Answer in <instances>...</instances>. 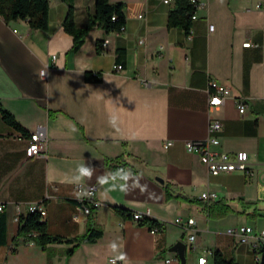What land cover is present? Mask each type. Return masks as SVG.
<instances>
[{
	"label": "crops",
	"instance_id": "0c3cea01",
	"mask_svg": "<svg viewBox=\"0 0 264 264\" xmlns=\"http://www.w3.org/2000/svg\"><path fill=\"white\" fill-rule=\"evenodd\" d=\"M200 1L206 7L197 10L186 34L181 27H168L175 1L109 0L123 6L124 31L107 33L94 26L78 50L62 26L63 0H49L47 31L32 29L26 20L6 23L0 16V101L27 131L22 136L0 114V213L6 217L0 264H179L169 251L179 240L186 244V264H198L199 257L215 264V253L234 264L260 263L264 14L255 6L264 7V0ZM94 5L95 0H74L77 27L87 25ZM247 42L256 46L243 47ZM119 49L125 52L123 64L116 62ZM115 65L122 69L114 70ZM44 67L46 78L40 76ZM87 72L99 74V80H85ZM210 82L231 93L212 111L206 94ZM236 99L247 105L243 116ZM210 118L222 124L212 150L246 152L251 175L240 170L211 175L199 156L186 150V141L206 138ZM37 131L46 134V151L26 159L27 139ZM120 156L137 171L124 182L111 178L106 168L108 159ZM79 184L96 186L101 206L90 219L103 230L99 240L67 256L70 244L42 249L19 235V218L35 203L45 211L49 234L82 235L88 217L73 220ZM166 184L171 185L168 200ZM205 191L216 193L213 202L227 203L230 211L209 217L200 199ZM112 207L131 215L122 218ZM147 211L162 227L159 236L132 218ZM176 218H193L194 231L175 225ZM242 227L251 229L243 234L246 242L242 234L228 233Z\"/></svg>",
	"mask_w": 264,
	"mask_h": 264
},
{
	"label": "trees",
	"instance_id": "16d2710c",
	"mask_svg": "<svg viewBox=\"0 0 264 264\" xmlns=\"http://www.w3.org/2000/svg\"><path fill=\"white\" fill-rule=\"evenodd\" d=\"M67 5V14L62 22L63 29L66 33L73 38V48L78 50L85 38L94 26L102 28L105 32L119 33L121 28L125 26V16L123 13L122 4L112 5L109 0H95L94 14L88 17V23L85 27L79 28L75 24V8L74 0H63ZM192 7L186 0H175V8L169 13L168 27H181L186 34H189L191 29L190 15ZM49 0H0V16L6 23L16 20H26L29 26L34 30L47 31L49 28ZM115 19L112 20V17ZM102 45L97 48V53L101 52ZM116 62L122 63L124 60V50H117ZM99 74L91 72L85 73V80L98 81ZM0 114L2 120L12 127L13 129L21 132L22 136H27V131L21 126L14 114L6 109L0 101ZM106 168L109 176L119 182H124L125 176L128 173H136L137 171L125 162L122 156L108 159L106 161ZM171 185H165V199L168 200L172 197ZM207 208V215L213 218H220L225 216L230 207L225 202L204 201ZM113 211L126 218L130 216V212L119 208L112 207ZM88 216V225L86 231L74 238H64L61 236H54L49 234L46 223L42 220L43 217L37 212L27 213L19 218V235L30 237L42 249L50 244H70L72 247L66 251L67 256H70L81 244L94 243L103 236V230L95 227ZM5 213H0V244L5 243ZM140 226H147L149 229L158 226L159 223L153 219L145 218L139 221ZM260 263L264 264V243L260 247ZM215 264H234L232 261H226L220 254L214 255Z\"/></svg>",
	"mask_w": 264,
	"mask_h": 264
},
{
	"label": "built area",
	"instance_id": "2783aa9c",
	"mask_svg": "<svg viewBox=\"0 0 264 264\" xmlns=\"http://www.w3.org/2000/svg\"><path fill=\"white\" fill-rule=\"evenodd\" d=\"M175 0H162L164 4H170ZM188 4L192 7V12L190 15L191 22L194 23L197 21V10L206 7V3L200 0H186ZM256 9L262 10L264 14V7L260 4L255 6ZM245 10L250 11V7H246ZM142 15H138V18H141ZM115 19V16L112 17V20ZM124 31V27L121 28V31L118 33H122ZM139 43H143V40H140ZM256 46L250 42L243 44V47H252ZM264 50V45L262 46ZM54 60L55 57H52ZM122 69V65H115L114 70L119 71ZM48 74V68L44 67L40 71V76L42 78H46ZM206 94L208 97V110L212 111L213 109H218L221 105H223L226 98H228L231 93L230 89L225 86L215 82H210L208 84V88L206 90ZM236 108L238 113L243 116L246 112L247 105L243 100L236 99L235 100ZM222 129V124L213 118H210L208 127H207V136L203 140L199 141H186L185 148L188 152L196 153L199 156V159L202 164L205 165L208 172L211 175H218L221 173H229L232 171H244L248 175H251V172L248 171V155L246 152L240 151L234 154L228 153H218L212 150L213 146H217L219 144V140L217 138V133H219ZM47 137L44 131H37L30 134L27 139V144L24 150L26 159H33L43 155L46 151ZM172 144L171 141H167L164 146L169 147ZM75 191L78 193L77 205L75 207V214L73 215V220L77 221L79 217H88L90 216L96 209L101 206V202L96 197V186H88V185H75ZM217 197L216 193L205 191L201 193L200 199L203 201H213ZM2 206H0V211H2ZM29 213H39L41 217L45 216V211L40 207L38 203L31 204L28 207ZM132 218L136 222H139L145 218H149V212L141 213L134 212L132 213ZM175 225L180 226L184 231H194L195 220L193 218H188L186 220H182L181 218H176L173 222ZM150 233L156 236H159L162 233V227L159 224L158 226L152 227L149 229ZM251 232L250 228L242 227L239 230L237 229H229L228 233L231 235L242 234L241 241L246 242V237L243 234ZM190 240L194 239V235L192 234L189 237ZM262 242H264V234L260 237ZM261 259V258H260ZM259 259V260H260ZM110 262L115 263V259H110ZM167 263L170 260H166ZM198 264H205L206 258L199 257Z\"/></svg>",
	"mask_w": 264,
	"mask_h": 264
},
{
	"label": "water",
	"instance_id": "95a60500",
	"mask_svg": "<svg viewBox=\"0 0 264 264\" xmlns=\"http://www.w3.org/2000/svg\"><path fill=\"white\" fill-rule=\"evenodd\" d=\"M155 180H157L160 183H163L162 179H160L159 177H156ZM185 249H186V244L182 240L177 241L169 249L170 252L176 254L179 264H186Z\"/></svg>",
	"mask_w": 264,
	"mask_h": 264
},
{
	"label": "clouds",
	"instance_id": "9594fccd",
	"mask_svg": "<svg viewBox=\"0 0 264 264\" xmlns=\"http://www.w3.org/2000/svg\"><path fill=\"white\" fill-rule=\"evenodd\" d=\"M83 171V170H82Z\"/></svg>",
	"mask_w": 264,
	"mask_h": 264
}]
</instances>
